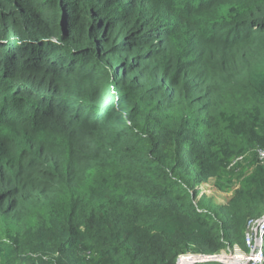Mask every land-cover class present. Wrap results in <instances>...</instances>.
<instances>
[{
    "label": "trees",
    "instance_id": "trees-1",
    "mask_svg": "<svg viewBox=\"0 0 264 264\" xmlns=\"http://www.w3.org/2000/svg\"><path fill=\"white\" fill-rule=\"evenodd\" d=\"M107 53L122 97L100 122ZM259 149L264 0H0V264L246 251Z\"/></svg>",
    "mask_w": 264,
    "mask_h": 264
},
{
    "label": "rangeland",
    "instance_id": "rangeland-1",
    "mask_svg": "<svg viewBox=\"0 0 264 264\" xmlns=\"http://www.w3.org/2000/svg\"><path fill=\"white\" fill-rule=\"evenodd\" d=\"M116 56H117L116 54L107 53L106 57L100 61V65L95 63L94 61L90 64V66H92L93 64H97L99 66L98 71H100V82H101V85H103L99 88L96 95L94 96L93 98L94 105L91 106V110L93 109L95 111V114L101 112L100 115L97 114L96 116V118L99 119L100 122L105 120L106 115L109 112L111 106H113V104L116 103L117 101L121 100V97H122V95L118 93V89L113 87L112 83L110 82V78H109L112 70L115 69L113 67H115L116 60L118 59ZM96 106L99 108H97ZM102 108H105V109H102ZM261 158L264 159V156L261 155ZM246 159L247 158L244 157L238 163L244 164L246 162ZM249 161H250V158H249ZM249 161L247 159V162ZM258 161L262 162V160H260L259 158H258ZM247 162L245 163L246 165H247ZM200 190L202 193L201 195H206L207 197H211L218 203H225L232 194V190L228 191V190L218 189L214 185L213 180H210L206 184H202L200 187ZM263 216L264 214L258 218L260 219ZM220 254L222 255L218 259H220L219 262L223 264H225V262H240V263L243 262V259L241 258V256H239L240 254L239 252L235 251V253L231 255H226L228 253H225V252H222ZM182 259H185V258L183 257L180 260ZM198 263H195V264H198Z\"/></svg>",
    "mask_w": 264,
    "mask_h": 264
},
{
    "label": "built area",
    "instance_id": "built-area-1",
    "mask_svg": "<svg viewBox=\"0 0 264 264\" xmlns=\"http://www.w3.org/2000/svg\"><path fill=\"white\" fill-rule=\"evenodd\" d=\"M258 158L262 160L264 163V159L261 158V155L264 156V150L259 149L257 151ZM244 157L239 156L237 157L233 162L232 165L237 164L242 160ZM263 235H264V216L254 219H249L246 225L245 233H244V240L247 250L244 251L240 248L235 247L233 249V252L228 253L226 255H231L233 253L239 252V256L243 259V262H225V264H260L264 260V254H263ZM222 254L219 255H184L180 256L181 258H185L180 260L181 258H178V264L183 262H191V261H197L198 262H207V261H220L218 259ZM221 263V262H220Z\"/></svg>",
    "mask_w": 264,
    "mask_h": 264
},
{
    "label": "water",
    "instance_id": "water-1",
    "mask_svg": "<svg viewBox=\"0 0 264 264\" xmlns=\"http://www.w3.org/2000/svg\"><path fill=\"white\" fill-rule=\"evenodd\" d=\"M195 262H197V261L183 262V263H179V264H195Z\"/></svg>",
    "mask_w": 264,
    "mask_h": 264
},
{
    "label": "bare ground",
    "instance_id": "bare-ground-1",
    "mask_svg": "<svg viewBox=\"0 0 264 264\" xmlns=\"http://www.w3.org/2000/svg\"><path fill=\"white\" fill-rule=\"evenodd\" d=\"M223 258V257H222Z\"/></svg>",
    "mask_w": 264,
    "mask_h": 264
},
{
    "label": "clouds",
    "instance_id": "clouds-1",
    "mask_svg": "<svg viewBox=\"0 0 264 264\" xmlns=\"http://www.w3.org/2000/svg\"><path fill=\"white\" fill-rule=\"evenodd\" d=\"M106 108V107H105Z\"/></svg>",
    "mask_w": 264,
    "mask_h": 264
}]
</instances>
